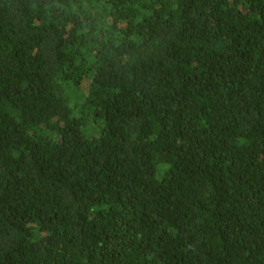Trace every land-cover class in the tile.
<instances>
[{"label": "trees", "instance_id": "16d2710c", "mask_svg": "<svg viewBox=\"0 0 264 264\" xmlns=\"http://www.w3.org/2000/svg\"><path fill=\"white\" fill-rule=\"evenodd\" d=\"M0 264H264V0H0Z\"/></svg>", "mask_w": 264, "mask_h": 264}]
</instances>
